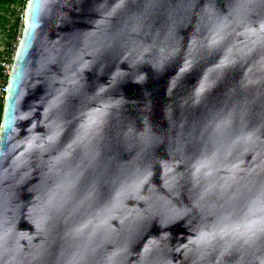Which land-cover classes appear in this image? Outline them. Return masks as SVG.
Returning a JSON list of instances; mask_svg holds the SVG:
<instances>
[{
    "label": "water",
    "instance_id": "water-1",
    "mask_svg": "<svg viewBox=\"0 0 264 264\" xmlns=\"http://www.w3.org/2000/svg\"><path fill=\"white\" fill-rule=\"evenodd\" d=\"M0 264H264V0H28Z\"/></svg>",
    "mask_w": 264,
    "mask_h": 264
},
{
    "label": "trees",
    "instance_id": "trees-1",
    "mask_svg": "<svg viewBox=\"0 0 264 264\" xmlns=\"http://www.w3.org/2000/svg\"><path fill=\"white\" fill-rule=\"evenodd\" d=\"M27 3L28 0H0V10H5L6 12H10L14 16L18 14L17 5H20L21 10H23L22 20H20V17H17L15 23L10 26V29H8L6 45H12L18 40V37H22ZM2 114H3V104L0 107V125L2 121Z\"/></svg>",
    "mask_w": 264,
    "mask_h": 264
},
{
    "label": "built area",
    "instance_id": "built-area-1",
    "mask_svg": "<svg viewBox=\"0 0 264 264\" xmlns=\"http://www.w3.org/2000/svg\"><path fill=\"white\" fill-rule=\"evenodd\" d=\"M21 37L12 45H5L0 52V107L3 104L8 91V81L12 73L15 55Z\"/></svg>",
    "mask_w": 264,
    "mask_h": 264
},
{
    "label": "rangeland",
    "instance_id": "rangeland-1",
    "mask_svg": "<svg viewBox=\"0 0 264 264\" xmlns=\"http://www.w3.org/2000/svg\"><path fill=\"white\" fill-rule=\"evenodd\" d=\"M17 10L18 14L16 16L12 15L10 12H6L5 10H0V52L6 45L7 32L8 29H10V26L15 23L17 17H20V20H22L23 10H21L20 5H17Z\"/></svg>",
    "mask_w": 264,
    "mask_h": 264
}]
</instances>
